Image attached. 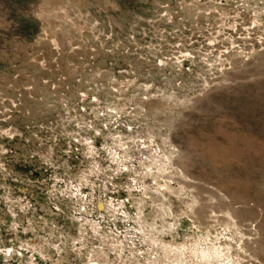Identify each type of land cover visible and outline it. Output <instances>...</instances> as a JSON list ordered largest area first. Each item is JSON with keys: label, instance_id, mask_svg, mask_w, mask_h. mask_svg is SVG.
I'll list each match as a JSON object with an SVG mask.
<instances>
[{"label": "rangeland", "instance_id": "1", "mask_svg": "<svg viewBox=\"0 0 264 264\" xmlns=\"http://www.w3.org/2000/svg\"><path fill=\"white\" fill-rule=\"evenodd\" d=\"M0 264H264V0H0Z\"/></svg>", "mask_w": 264, "mask_h": 264}]
</instances>
